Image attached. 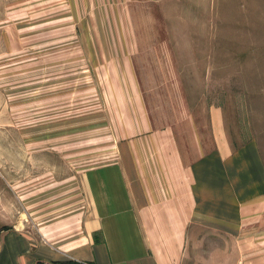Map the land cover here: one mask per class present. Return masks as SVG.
<instances>
[{"label":"rangeland","instance_id":"rangeland-1","mask_svg":"<svg viewBox=\"0 0 264 264\" xmlns=\"http://www.w3.org/2000/svg\"><path fill=\"white\" fill-rule=\"evenodd\" d=\"M213 119L264 156V0H0V170L19 209L69 202L134 126L193 159Z\"/></svg>","mask_w":264,"mask_h":264},{"label":"crops","instance_id":"crops-1","mask_svg":"<svg viewBox=\"0 0 264 264\" xmlns=\"http://www.w3.org/2000/svg\"><path fill=\"white\" fill-rule=\"evenodd\" d=\"M213 120L216 145L193 159L179 139L134 126L58 205L21 194L19 209L0 170V264H264L261 147L233 149Z\"/></svg>","mask_w":264,"mask_h":264}]
</instances>
